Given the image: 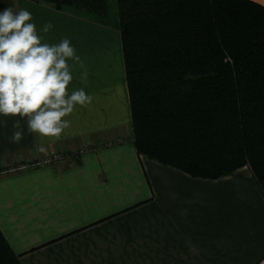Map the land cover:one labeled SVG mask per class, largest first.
<instances>
[{"label": "crops", "instance_id": "crops-1", "mask_svg": "<svg viewBox=\"0 0 264 264\" xmlns=\"http://www.w3.org/2000/svg\"><path fill=\"white\" fill-rule=\"evenodd\" d=\"M6 7L28 10L42 43L69 39L84 64L68 61L69 94L93 97L59 140L0 115V230L21 264H264V194L249 167L208 180L136 152L117 29L31 0H0ZM40 145L86 151L11 170L46 155Z\"/></svg>", "mask_w": 264, "mask_h": 264}, {"label": "trees", "instance_id": "trees-1", "mask_svg": "<svg viewBox=\"0 0 264 264\" xmlns=\"http://www.w3.org/2000/svg\"><path fill=\"white\" fill-rule=\"evenodd\" d=\"M109 25L108 0H31ZM139 155L214 180L247 166L264 194V5L115 0ZM0 264H21L0 230Z\"/></svg>", "mask_w": 264, "mask_h": 264}, {"label": "clouds", "instance_id": "clouds-1", "mask_svg": "<svg viewBox=\"0 0 264 264\" xmlns=\"http://www.w3.org/2000/svg\"><path fill=\"white\" fill-rule=\"evenodd\" d=\"M26 9L14 11L6 7L0 11V115L26 118L27 131L40 137L59 140L71 122L66 119L77 105L86 107L93 97L83 88L69 94L73 80L69 60L84 64L76 54L69 39L58 44L42 43ZM51 22L43 26V32L52 29ZM85 69L81 81L86 82ZM16 129L9 138L20 143L24 129L20 120L13 124ZM38 151L47 154L43 145Z\"/></svg>", "mask_w": 264, "mask_h": 264}, {"label": "built area", "instance_id": "built-area-1", "mask_svg": "<svg viewBox=\"0 0 264 264\" xmlns=\"http://www.w3.org/2000/svg\"><path fill=\"white\" fill-rule=\"evenodd\" d=\"M86 151V148H79L78 150H73L72 152H63V151H53L47 153L43 157L34 160L31 163L20 164L12 168L11 170H24L27 168L38 167L43 165H49L52 163H60L63 164L68 157L77 156Z\"/></svg>", "mask_w": 264, "mask_h": 264}, {"label": "rangeland", "instance_id": "rangeland-1", "mask_svg": "<svg viewBox=\"0 0 264 264\" xmlns=\"http://www.w3.org/2000/svg\"><path fill=\"white\" fill-rule=\"evenodd\" d=\"M108 5H109V17H108L109 25L108 26L115 28L116 24L118 22V14H117L115 0H108ZM81 17H83V16H81ZM84 18H86V17H84Z\"/></svg>", "mask_w": 264, "mask_h": 264}]
</instances>
